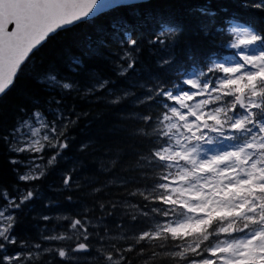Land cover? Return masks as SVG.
I'll return each mask as SVG.
<instances>
[{"label":"snow or ice","instance_id":"1","mask_svg":"<svg viewBox=\"0 0 264 264\" xmlns=\"http://www.w3.org/2000/svg\"><path fill=\"white\" fill-rule=\"evenodd\" d=\"M142 6L132 0H0V100L17 86L33 64V57L50 40L103 15L117 14L113 28L123 53L118 56V62H122L117 64L118 74L134 69L139 51V43L133 38L136 28L120 14ZM244 7L264 11V0H245ZM194 11L212 20L225 9L213 11L210 6H199ZM206 28L205 24L202 31ZM180 30L174 19H164L149 41L167 53L161 58L164 65L173 63L169 42ZM228 34L227 46L236 51L226 62L213 61L208 66L214 80L200 71L181 78L172 87L158 82L140 101L156 100L160 111L141 117L146 128L136 133L152 143L147 156L138 154L137 160L146 166L142 178L151 182L129 193L147 203L143 207L124 205L132 213L131 220L150 218L151 226L139 234L110 236L107 228L103 234L90 231L98 225L85 209L80 217H56L69 221L67 230L41 238L46 242L72 241L71 245L44 247L17 239L16 213L37 196L35 190L22 189L19 183L41 179L58 163L69 147L68 127L76 122L59 110L60 100L48 101L57 105V109L48 110L51 120L41 111L40 103L33 98L26 100L20 109L21 120L0 136V142L13 154L46 150L53 154L44 164L37 162L44 160L43 155H33L27 161L15 156L10 160L16 166L17 185L12 188L16 195L0 187V264H37L45 254L75 264L79 259L75 253L92 249L90 237L96 239L95 251L102 264H133L132 255L143 264L158 262V258H164L167 264H264V31L233 23ZM81 64L79 57L72 58L73 70ZM41 75L42 79L40 75L36 79L46 90L71 92L76 88L75 82L51 71ZM109 83L98 80L88 91L104 89ZM181 84L192 90H184ZM121 99L117 96L112 103ZM74 171L64 175L66 189L75 184ZM67 199L71 201L72 197ZM150 205L154 206L144 211ZM116 207L110 203L111 209ZM99 208L112 214L103 203ZM41 219L49 221L53 217ZM99 219L102 222L103 217ZM14 246L20 251L10 253Z\"/></svg>","mask_w":264,"mask_h":264},{"label":"trees","instance_id":"2","mask_svg":"<svg viewBox=\"0 0 264 264\" xmlns=\"http://www.w3.org/2000/svg\"><path fill=\"white\" fill-rule=\"evenodd\" d=\"M136 3L143 6L120 14L129 18L136 28L133 38L139 43V51L135 54L137 63L134 69L123 75L118 74L117 64L122 63L118 62V56L123 53L113 28L117 14L103 15L90 24L62 32L50 40L33 57V64L26 69L17 86L0 100V136L10 132L21 120L20 109L29 98L42 105L41 111H45L49 120L53 117L48 110L57 109V105L48 101L53 98L60 100L59 110L70 114L76 121L68 127L69 147L58 158V163L48 168L41 179L30 184L20 182L18 185L37 192V196L16 213L14 234L18 240L30 244L42 243L44 247L71 245L72 241L46 242L41 238L67 230L69 221L56 217H80L85 215V209L90 210L87 213L89 219L98 225L97 228H90V231L103 234L107 228L110 236H119L121 232L132 236L146 231L151 226L150 218L138 216L133 221L132 213L124 207L125 204L143 207L147 201L129 193L137 188L144 189L151 182L142 178L141 172L146 170V166L142 167L143 162L137 163V160L138 154L147 156L152 143L136 133L146 128L141 117L155 115L160 108L156 100L140 101L149 94V88L154 89L156 83H166L172 87L195 69L207 70L213 58H224L232 53L233 50L227 46L230 39L228 25L232 22L264 31V11L244 7L245 0H149ZM199 6L225 11H218L214 19L206 20L194 11ZM164 19H174L181 28L169 42L173 63L168 65L161 62L162 57H167L162 46L149 43L158 23ZM205 24L206 31H202ZM96 49L99 51L96 52ZM73 57H79L82 61L75 70ZM49 71L61 79L75 82V90H46L36 77L40 75L42 79L41 74ZM98 80H108L110 83L104 89L89 92L88 89L95 86ZM125 92L127 96H124ZM117 96L122 97L121 101L112 103ZM83 145L87 147L82 149ZM52 154L47 150L44 153L13 154L0 142V187H7L12 195H16L12 191L13 186L17 185L13 170L16 166L10 163L13 156L27 161L33 155H43L47 162ZM73 169L75 184L80 187L74 184L66 189L63 186L64 175ZM23 170L21 167L20 171ZM97 188L101 191H95ZM69 196L72 197L71 201L67 199ZM0 203L3 201L0 200ZM101 203L106 210H111V215L101 211ZM110 203H115L117 207L111 209ZM152 206L144 211H149ZM43 216L53 219L44 221L41 219ZM100 217H103L102 222ZM90 240L92 249L75 253L79 258L75 264H102L95 251L98 246L96 239L90 237ZM15 251L20 249L15 246L10 248V253ZM132 260L133 264H143L135 255H132ZM37 264L65 262L54 255L45 254ZM149 264H167V261L158 258V262Z\"/></svg>","mask_w":264,"mask_h":264},{"label":"rangeland","instance_id":"3","mask_svg":"<svg viewBox=\"0 0 264 264\" xmlns=\"http://www.w3.org/2000/svg\"><path fill=\"white\" fill-rule=\"evenodd\" d=\"M233 23H235V22H232L231 24H229L228 25V29L231 27V25L233 24ZM233 50V52L232 53H230V54H228V55H226L224 58H213L212 60H211V62L209 63V65H211L212 63H213V61H215V62H226V60H227V58L228 57H230V56H232L234 53H235V49H232ZM200 71H203V72H205L206 74H207V76L209 77V78H211V79H215V76L212 74V73H208V69L207 70H200V69H195V70H193V71H191V72H189L188 74H186V76L184 77V78H186L188 75H191V74H195V73H198V72H200ZM216 75H223L222 73H217ZM181 87L182 88H184V90H192V89H190V86H187V85H183V84H181ZM202 97H197L196 99H201ZM27 130H25V132H26ZM31 158V157H30ZM29 158V159H30ZM29 159H27V160H29ZM38 163H42V164H44V163H46V160H43V161H37ZM24 171V170H23Z\"/></svg>","mask_w":264,"mask_h":264},{"label":"water","instance_id":"4","mask_svg":"<svg viewBox=\"0 0 264 264\" xmlns=\"http://www.w3.org/2000/svg\"><path fill=\"white\" fill-rule=\"evenodd\" d=\"M146 1H149V0H132L133 3H136V2H146Z\"/></svg>","mask_w":264,"mask_h":264}]
</instances>
